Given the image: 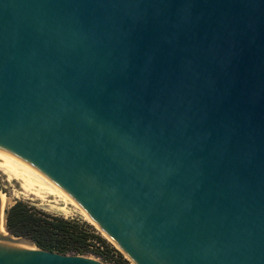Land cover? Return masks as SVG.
<instances>
[{
  "label": "water",
  "instance_id": "obj_1",
  "mask_svg": "<svg viewBox=\"0 0 264 264\" xmlns=\"http://www.w3.org/2000/svg\"><path fill=\"white\" fill-rule=\"evenodd\" d=\"M17 206L132 264H264V0H0V264H108Z\"/></svg>",
  "mask_w": 264,
  "mask_h": 264
},
{
  "label": "trees",
  "instance_id": "obj_2",
  "mask_svg": "<svg viewBox=\"0 0 264 264\" xmlns=\"http://www.w3.org/2000/svg\"><path fill=\"white\" fill-rule=\"evenodd\" d=\"M5 225L13 235L29 237L38 248L91 255L111 264L126 262L110 245L29 207L17 206L8 210Z\"/></svg>",
  "mask_w": 264,
  "mask_h": 264
},
{
  "label": "rangeland",
  "instance_id": "obj_3",
  "mask_svg": "<svg viewBox=\"0 0 264 264\" xmlns=\"http://www.w3.org/2000/svg\"><path fill=\"white\" fill-rule=\"evenodd\" d=\"M118 251V250H117ZM121 253V252H120ZM122 254V253H121ZM122 258H124L126 260L125 264H132L131 261H129L123 254H122ZM111 264V263H108Z\"/></svg>",
  "mask_w": 264,
  "mask_h": 264
}]
</instances>
